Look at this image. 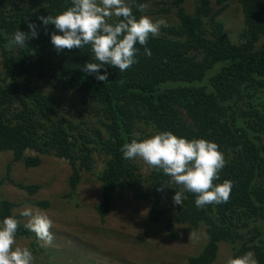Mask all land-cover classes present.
<instances>
[{"label":"trees","instance_id":"1","mask_svg":"<svg viewBox=\"0 0 264 264\" xmlns=\"http://www.w3.org/2000/svg\"><path fill=\"white\" fill-rule=\"evenodd\" d=\"M185 1L132 0L129 6L137 17L149 3L159 2L166 6L160 11H172L176 23L149 39L150 57L137 45L136 64L125 72L106 65L108 78L99 81L81 71L93 60L90 46L60 52L53 48L54 25H41L38 38H29L23 48L9 43L18 29L29 31V20L40 25L39 16H55L71 0H0V153L12 155L7 171L17 162L27 168L40 165V157L29 151L66 160L71 193L84 173L94 174V155H100L99 218L108 216L115 192L124 189L152 202L149 221L157 223L162 198L184 190L162 170L153 168L143 179L134 161L122 158L121 146L142 139L138 133L146 130L214 141L227 161L214 184L232 181L229 200L197 208L196 194L184 192L183 204L166 221V230L173 236L176 224L205 227L207 243L187 264H212L220 243L230 244L233 255L251 251L258 264H264V0H237L243 22L237 42L220 18L228 0H214L216 8L209 0H198L192 13L185 11ZM139 4L144 5L142 11ZM42 83L76 95L97 126L60 114L59 104L44 93ZM4 181L29 195L40 189L15 183L8 173L0 183ZM13 208L12 202L0 198V219L15 215ZM23 224L16 238L31 239L35 246V234ZM32 253L46 251L34 248Z\"/></svg>","mask_w":264,"mask_h":264},{"label":"rangeland","instance_id":"2","mask_svg":"<svg viewBox=\"0 0 264 264\" xmlns=\"http://www.w3.org/2000/svg\"><path fill=\"white\" fill-rule=\"evenodd\" d=\"M132 0H125L129 5ZM198 0H186L183 7L192 13ZM213 8L214 0H209ZM166 8L159 2L149 3L144 15L153 20L164 19L167 24L176 23L174 13H163ZM225 31L237 42L242 29V13L237 0H228V5L221 15ZM2 58L0 55V71ZM44 93L54 98L59 104V113L72 118L76 123L80 120L87 126H97L96 121L86 115L80 107L76 95L61 91L47 83L40 84ZM149 134L138 133L144 138ZM30 156L38 155L40 165L27 168L22 162L12 163L9 152L0 153V181L8 173L15 183L38 185L39 191L29 195L11 183H0V198L14 204L13 213L23 223L27 218L19 213L24 208H32L45 212L53 221L50 229L54 233L52 245L36 238V245L31 239H17L16 245L28 247L31 251L44 249L46 253L34 255V264H187L188 260L198 255L207 243V235L203 225L194 229L190 225L176 224L173 236L166 230V221L174 218L177 204L173 203V193L169 192L162 198L159 206L163 213L157 223L149 221V210L152 202L136 197L128 190L118 189L112 198V207L107 217L99 218L96 207L102 200V184L97 173L103 166V158L94 155L96 170L94 174L84 173L81 183L71 193L68 181L71 169L68 162L53 155L38 154L29 151ZM134 164L143 179L149 176L152 167L142 159L136 158ZM146 185V184H144ZM145 187H142L144 191ZM45 202L47 207L36 205ZM35 234V233H34ZM230 244L220 243L216 259L212 264H225V260L233 255Z\"/></svg>","mask_w":264,"mask_h":264},{"label":"clouds","instance_id":"3","mask_svg":"<svg viewBox=\"0 0 264 264\" xmlns=\"http://www.w3.org/2000/svg\"><path fill=\"white\" fill-rule=\"evenodd\" d=\"M137 7L142 11L144 5ZM37 19L40 25L31 20L27 22L28 32L15 31L10 37V45L23 48L29 38H38L41 25H54L56 31L50 33L53 48L60 52L90 46L93 60L85 62L81 71L94 75L99 81L108 78L106 65L125 72L136 64L140 53L137 45L142 46L143 54L150 57L149 39L159 36L161 28L167 26L164 19L153 20L147 15L137 17L125 0H71L70 6L57 15ZM120 150L123 159L140 158L182 186L184 191H176L172 197L174 204H183L184 192L196 194L197 208L229 200L232 181L214 184L227 162L214 141L189 139L163 130L151 132L142 139H132ZM19 215L27 218L23 224L25 229L35 233L44 245L53 244L54 233L50 231L53 221L45 212L26 207ZM20 223L15 215L0 219V264H34L32 251L16 245ZM225 264H258V261L255 254L248 251L230 255Z\"/></svg>","mask_w":264,"mask_h":264}]
</instances>
